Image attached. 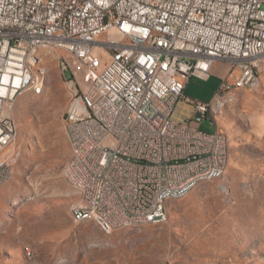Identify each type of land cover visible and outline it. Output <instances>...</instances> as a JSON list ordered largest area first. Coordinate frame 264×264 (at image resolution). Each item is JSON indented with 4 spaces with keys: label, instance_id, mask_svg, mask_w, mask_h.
Returning a JSON list of instances; mask_svg holds the SVG:
<instances>
[{
    "label": "built area",
    "instance_id": "built-area-1",
    "mask_svg": "<svg viewBox=\"0 0 264 264\" xmlns=\"http://www.w3.org/2000/svg\"><path fill=\"white\" fill-rule=\"evenodd\" d=\"M35 42L61 53L73 91L65 127L75 141L68 181L83 190L76 221L111 232L120 220L165 219L170 194L184 198L202 172L225 175L226 133L192 122L236 87L264 82V0H0V156L12 145L14 96L46 77L24 64ZM216 63L229 75L214 98L187 96L188 79L209 78ZM182 104L191 113L178 121Z\"/></svg>",
    "mask_w": 264,
    "mask_h": 264
},
{
    "label": "rangeland",
    "instance_id": "rangeland-1",
    "mask_svg": "<svg viewBox=\"0 0 264 264\" xmlns=\"http://www.w3.org/2000/svg\"><path fill=\"white\" fill-rule=\"evenodd\" d=\"M60 55L51 47L31 52L30 72L46 77L40 86L29 81L12 110L17 138L0 156V264H264V82L223 98L212 113L229 142L224 176L170 200L164 222L110 232L74 216L82 195L68 181L65 129L73 91ZM191 78L186 93L207 100L217 77ZM190 113L182 104L174 117ZM192 124L215 130L211 117Z\"/></svg>",
    "mask_w": 264,
    "mask_h": 264
},
{
    "label": "bare ground",
    "instance_id": "bare-ground-1",
    "mask_svg": "<svg viewBox=\"0 0 264 264\" xmlns=\"http://www.w3.org/2000/svg\"><path fill=\"white\" fill-rule=\"evenodd\" d=\"M40 47H51V48H53L51 46V43H47V42H35L34 44L28 45L26 47V54H24V64H26V68H27L28 72H30L29 60H28L29 57H30V54H31V52L35 51L36 49H38ZM28 83H29V81L26 84H24V85H22L20 87V94L17 95V96H14V100H13V103L11 105V109L9 111L10 120H11L12 125H13L12 144L15 142V140L17 138V134H18L17 122L15 120V117L12 115V110H13V107H14V104H15L16 100L22 94L23 90L26 88ZM70 103H72V100H70ZM69 104H68V106H69ZM217 109H219V105H218ZM65 129H66V127H65ZM68 136H69V139H70L71 144H72V149H73L72 152L73 153H72L71 161H73V159L75 157V150H74L75 149V141H74V137L72 135L68 134ZM226 161H228V151L226 153ZM68 174H69V170H68ZM214 178H218V171L202 172V178H193V179L188 180V187H194L195 188L200 181L206 180V179H214ZM77 187L79 188L82 197H81V200L76 205H80L82 203V199H83V190L79 186H77ZM172 199H178V194H170V200H172ZM74 214H75V217H76V213L75 212H74ZM167 218H168V210H167V206H165V219H159L158 217H149V223L164 222V221L167 220ZM142 223H147L146 218H137V219H133V220H130V221L120 220V221H118L116 227H119V226H133V225L142 224ZM27 249L29 251V248H27Z\"/></svg>",
    "mask_w": 264,
    "mask_h": 264
},
{
    "label": "crops",
    "instance_id": "crops-1",
    "mask_svg": "<svg viewBox=\"0 0 264 264\" xmlns=\"http://www.w3.org/2000/svg\"><path fill=\"white\" fill-rule=\"evenodd\" d=\"M226 72V68H225V66L223 65V64H221V63H216L214 66H213V75L214 76H216L217 77V79H216V81H215V83H213V85H212V87H211V89H210V91H209V94H208V96L207 97H205V99H207V100H205V102H209V100H211V99H213L214 98V96L216 95V93H217V91H218V89H219V87H220V84H221V81H222V77L224 76V73ZM192 77V76H191ZM189 78V79H192V78ZM188 85H189V83L188 84H186V91H185V93L186 92H188ZM241 90H249V89H246V88H244V87H236V90L233 92V94L235 95V94H237L238 92H240ZM186 95L187 96H189L187 93H186ZM223 99V98H222ZM222 99H220V101H219V104H222ZM209 117H211L214 121H215V130L216 129H221V130H223L222 128H220L219 127V122H218V120L216 119V118H214V116H212V114H210L209 115ZM208 117V118H209ZM207 118V119H208ZM206 120V119H205ZM204 120V121H205ZM203 121V122H204ZM214 130V131H215ZM224 131V130H223ZM213 132V131H212ZM227 140H228V138H227ZM72 151H73V149H72ZM229 154H230V152H229V150H228V161L227 162H229L230 163V156H229ZM229 166V165H228ZM202 181H205V180H202ZM202 181H200V182H202ZM199 182V183H200ZM167 210H168V208H167ZM74 216H75V214H74ZM76 218V217H75ZM103 223V222H102ZM105 225H107L106 223H105ZM234 226H235V224H234Z\"/></svg>",
    "mask_w": 264,
    "mask_h": 264
}]
</instances>
